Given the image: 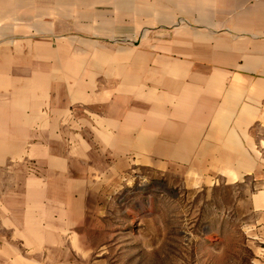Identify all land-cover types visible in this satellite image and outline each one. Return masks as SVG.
Instances as JSON below:
<instances>
[{
	"label": "crops",
	"instance_id": "crops-1",
	"mask_svg": "<svg viewBox=\"0 0 264 264\" xmlns=\"http://www.w3.org/2000/svg\"><path fill=\"white\" fill-rule=\"evenodd\" d=\"M134 165L235 184L264 264V0H0V188L51 236L6 264H99L67 232Z\"/></svg>",
	"mask_w": 264,
	"mask_h": 264
},
{
	"label": "rangeland",
	"instance_id": "rangeland-1",
	"mask_svg": "<svg viewBox=\"0 0 264 264\" xmlns=\"http://www.w3.org/2000/svg\"><path fill=\"white\" fill-rule=\"evenodd\" d=\"M124 169L99 196L87 198L98 210L87 215L85 227L68 230V236H77L81 251L98 256L99 264L245 263L250 253L242 245L240 226L251 214L245 204L237 205L235 184L210 186L207 165L189 172L178 166ZM3 192L0 188V264H6L8 254L49 252L46 242L51 236L27 228L31 219L24 212L26 197L17 212Z\"/></svg>",
	"mask_w": 264,
	"mask_h": 264
}]
</instances>
